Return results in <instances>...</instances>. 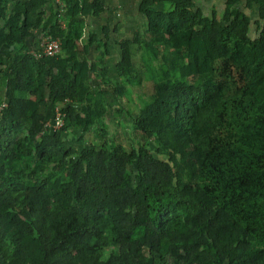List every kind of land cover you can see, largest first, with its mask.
Returning <instances> with one entry per match:
<instances>
[{
	"label": "trees",
	"instance_id": "obj_1",
	"mask_svg": "<svg viewBox=\"0 0 264 264\" xmlns=\"http://www.w3.org/2000/svg\"><path fill=\"white\" fill-rule=\"evenodd\" d=\"M49 1L0 0V264H264V0H224L220 18L193 0H141L143 33L118 43L122 80L140 79L142 52L155 64L132 141L80 152L63 133L93 123L103 94L83 92L95 67L76 48L82 17L104 4L60 0L61 51L37 59L26 38ZM242 3L256 7L255 37ZM48 105L64 114L54 132Z\"/></svg>",
	"mask_w": 264,
	"mask_h": 264
},
{
	"label": "rangeland",
	"instance_id": "obj_2",
	"mask_svg": "<svg viewBox=\"0 0 264 264\" xmlns=\"http://www.w3.org/2000/svg\"><path fill=\"white\" fill-rule=\"evenodd\" d=\"M193 2L206 16H211L212 12H214L218 18L222 15L224 0H193ZM51 3L52 5L46 4L49 8L47 7L45 10L41 8V10L45 11L44 22L40 28L33 31V37L26 38L27 47H34V42L40 40L46 33L62 30L65 34L67 31V21L65 18H63L66 24L65 29H61L55 24V19L58 23L60 18L55 11L62 8L64 2L54 0L51 1ZM9 7H12L11 1L9 2ZM241 7L249 17V35L251 37L257 36L261 24H259L258 21L256 7L246 8L244 3H242ZM82 18L84 25L79 44L76 48L77 55L75 60L80 61L85 59L90 65L92 64L95 67L94 71L89 72V79L83 92L85 93L90 89H99L103 94V101L98 112V117L93 123L74 124L64 131L63 138L65 145L73 147L77 152L89 147L98 149L106 140L109 142L115 140L122 142L123 145H127L132 141L130 138L132 118L138 114L134 105H136V102L142 95L147 94L151 90L152 85L149 81V72L152 70L154 71L155 64L148 54L142 52L135 56L137 65L142 68L143 72L141 73L140 79L133 82L122 80L118 67V63L121 59V50L118 43L126 36L129 37L127 39H132L135 32L142 34L145 26V18L141 13L137 15L134 28L127 27L125 22L122 23L117 20H107V22L106 20L102 21L99 17L96 18L91 15ZM104 25L108 27L107 38L104 37V32L102 31ZM120 26L123 27L120 29ZM90 36H93L94 40L85 52L83 45L90 41ZM9 48L10 47H5L4 51H8ZM63 60H65V58ZM65 62L68 73L73 75L72 72H75L78 68L77 63L75 61L66 60ZM119 90H121V92ZM82 104L83 103L80 101L75 102V106L79 111L82 109ZM57 110L59 109L56 106L48 105L46 108L47 118L51 119ZM83 113L84 112H82V114ZM23 135H25L23 132H19L16 138L19 139ZM6 145L7 143L5 142L4 147ZM148 147L156 157L165 158L157 152V145L154 141H150ZM127 171L132 176H135L136 166L134 162L127 166ZM55 183L58 185L60 180H56ZM9 250L10 247H8V251ZM164 264L177 263L170 256H167L164 260Z\"/></svg>",
	"mask_w": 264,
	"mask_h": 264
},
{
	"label": "built area",
	"instance_id": "obj_3",
	"mask_svg": "<svg viewBox=\"0 0 264 264\" xmlns=\"http://www.w3.org/2000/svg\"><path fill=\"white\" fill-rule=\"evenodd\" d=\"M59 16V15H58ZM59 26L61 29L66 28L64 20L59 18ZM62 39L59 35L46 33L44 34L38 43V46H34L30 49V53L35 58L49 57L58 54L61 51ZM6 102L0 103V115L3 109H6ZM64 123V114L57 110L54 116L47 119L45 122V127L49 128L51 132L58 130Z\"/></svg>",
	"mask_w": 264,
	"mask_h": 264
},
{
	"label": "crops",
	"instance_id": "obj_4",
	"mask_svg": "<svg viewBox=\"0 0 264 264\" xmlns=\"http://www.w3.org/2000/svg\"><path fill=\"white\" fill-rule=\"evenodd\" d=\"M102 2L104 4V11L100 13L99 16H94V17L96 18L99 17L102 21L117 20L122 23L125 22V25L127 27L134 28L136 16L140 15L138 6L141 0H102ZM48 4L52 5L51 1H49ZM47 7L48 6H46L45 8ZM121 27L123 26H120L119 28L121 29ZM124 38H129V37L126 36Z\"/></svg>",
	"mask_w": 264,
	"mask_h": 264
}]
</instances>
